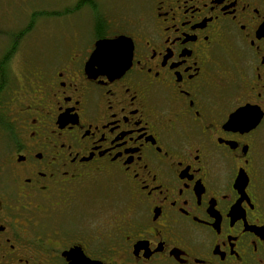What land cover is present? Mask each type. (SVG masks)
Masks as SVG:
<instances>
[{"label": "flooded vegetation", "instance_id": "1", "mask_svg": "<svg viewBox=\"0 0 264 264\" xmlns=\"http://www.w3.org/2000/svg\"><path fill=\"white\" fill-rule=\"evenodd\" d=\"M53 13L0 0V264H264V0H143L26 52ZM119 35L129 67L88 73Z\"/></svg>", "mask_w": 264, "mask_h": 264}, {"label": "rangeland", "instance_id": "2", "mask_svg": "<svg viewBox=\"0 0 264 264\" xmlns=\"http://www.w3.org/2000/svg\"><path fill=\"white\" fill-rule=\"evenodd\" d=\"M55 1L54 6H51L50 0H41L43 12L54 11V15L43 14L37 28L31 31L26 43H24L26 52L32 51L33 46H36L33 45L34 40H37V48L41 50V54H49L55 43L57 45L64 44L65 35L67 38L73 35L75 43L77 41L76 44L86 46L90 44L91 38H94L90 28L95 27L99 17L110 18L112 25L108 27L109 31H115L126 19L138 20L143 12V0H94L95 8L90 5L75 8L78 0ZM66 1L70 4L68 6L72 7L70 9L72 13L69 17H66L64 5H61ZM56 13L62 15L57 14L56 16Z\"/></svg>", "mask_w": 264, "mask_h": 264}, {"label": "water", "instance_id": "3", "mask_svg": "<svg viewBox=\"0 0 264 264\" xmlns=\"http://www.w3.org/2000/svg\"><path fill=\"white\" fill-rule=\"evenodd\" d=\"M131 55L132 45L126 36L101 38L95 43V49L87 62L86 69L88 73L97 70V72L104 71L110 76H118L129 67Z\"/></svg>", "mask_w": 264, "mask_h": 264}, {"label": "trees", "instance_id": "4", "mask_svg": "<svg viewBox=\"0 0 264 264\" xmlns=\"http://www.w3.org/2000/svg\"><path fill=\"white\" fill-rule=\"evenodd\" d=\"M76 7L75 8H80L82 6H87V5H90V6H93L94 8L96 7V4H95V1L94 0H78L77 3H76ZM104 18L102 17H99V19L97 20L99 23H101L103 21ZM100 34L103 35V33L100 32Z\"/></svg>", "mask_w": 264, "mask_h": 264}]
</instances>
